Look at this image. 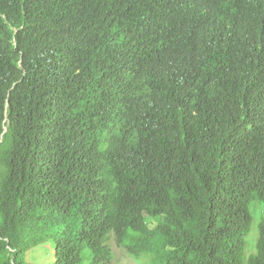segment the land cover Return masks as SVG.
I'll return each instance as SVG.
<instances>
[{
    "label": "trees",
    "instance_id": "1",
    "mask_svg": "<svg viewBox=\"0 0 264 264\" xmlns=\"http://www.w3.org/2000/svg\"><path fill=\"white\" fill-rule=\"evenodd\" d=\"M253 200L264 0H0V264H264Z\"/></svg>",
    "mask_w": 264,
    "mask_h": 264
},
{
    "label": "rangeland",
    "instance_id": "2",
    "mask_svg": "<svg viewBox=\"0 0 264 264\" xmlns=\"http://www.w3.org/2000/svg\"><path fill=\"white\" fill-rule=\"evenodd\" d=\"M251 211L255 220L252 232L248 238L250 247L253 249L258 238V224L264 218V202L254 201L251 205ZM146 218L150 226L153 227L156 224V220L150 215L146 214ZM111 243L114 251V258L108 264H144L142 259L135 258L133 255L129 254L124 247L118 245L113 237L111 238ZM46 255L45 250L39 249L36 253H31V257H29L28 260L32 264H46ZM145 262L147 263L148 261L145 260Z\"/></svg>",
    "mask_w": 264,
    "mask_h": 264
},
{
    "label": "clouds",
    "instance_id": "3",
    "mask_svg": "<svg viewBox=\"0 0 264 264\" xmlns=\"http://www.w3.org/2000/svg\"><path fill=\"white\" fill-rule=\"evenodd\" d=\"M254 201H257V202H259L258 200H253L252 202H251V204H250V211H251V205H252V203L254 202ZM146 214H148V213H145V217H146ZM251 214H252V211H251ZM149 215V214H148ZM252 216H253V214H252ZM152 217V216H151ZM153 218V217H152ZM253 218H254V216H253ZM147 219V218H146ZM254 220H255V218H254ZM261 222V221H260ZM259 222V223H260ZM254 223V222H253ZM258 226H259V224H258ZM257 230H258V235H259V227L257 228ZM251 232H252V230H251ZM250 232V233H251ZM250 235V234H249ZM257 240H258V238H257ZM256 243H257V241H256ZM255 246H256V244H255ZM255 246H254V248L253 249H255Z\"/></svg>",
    "mask_w": 264,
    "mask_h": 264
}]
</instances>
